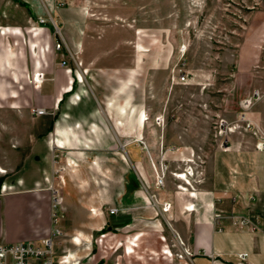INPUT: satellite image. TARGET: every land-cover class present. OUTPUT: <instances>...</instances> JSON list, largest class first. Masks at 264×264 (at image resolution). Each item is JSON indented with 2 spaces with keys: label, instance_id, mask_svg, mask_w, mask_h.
<instances>
[{
  "label": "rangeland",
  "instance_id": "374dc122",
  "mask_svg": "<svg viewBox=\"0 0 264 264\" xmlns=\"http://www.w3.org/2000/svg\"><path fill=\"white\" fill-rule=\"evenodd\" d=\"M37 1L40 8L39 1L48 4L53 0ZM71 3L85 13L80 54L99 59L104 65L134 66L130 71L138 72L134 74L135 103L128 85L131 76L125 71L124 105H135L145 112L147 120L144 126L137 123L132 127V118L126 117L119 142L91 150L92 155L86 153L80 161L63 164L65 155L73 153L71 149L52 150L49 178L39 181L38 187L44 193L39 205L45 223L62 229L53 239L54 258L69 253L74 248L72 236L78 235L81 258L70 251L73 257L69 264H181L178 255L183 244L171 227L175 220L177 228L182 229L186 221L180 209L183 196L177 190L187 194L189 188L192 194L201 195L200 188L207 182L206 163L218 140L243 134L256 140L241 125L238 128L244 133H225L218 127L223 119L235 122L244 110L243 98L254 89L263 95L245 111L251 110L264 124V0H64L65 5ZM28 12L13 0H0V25L24 27L23 36H19L1 33L4 26H0V97L7 98H0V168L4 169L0 176L5 177V184L13 181L38 130L45 128L46 133L50 129L51 96L43 99L41 95L51 87V80L46 78L44 84L35 86L33 76L40 71L33 72L32 61L42 58L39 70L45 78L50 74L47 63L62 65L65 59L67 65L74 62L77 66L81 60L66 51L64 44L54 47L61 41L60 30H70L68 25L61 26L59 17L51 11L46 12L44 16L49 19L41 25L37 16L29 17ZM33 25L44 26L43 33L27 32ZM13 61L15 68L11 69ZM13 70L20 83L12 81ZM181 71L187 75L182 82L178 80ZM5 87L8 92L13 90L12 100L5 95ZM36 106L46 112L34 114L32 108ZM132 158L141 159L138 165L146 188H140L138 197L131 199L129 194L119 202L125 213L133 215L131 223L123 229L103 231L101 216L107 218L108 207H116ZM162 158L167 169L164 184L158 187L155 175ZM175 172H188V184ZM53 196L59 201L56 207L52 206ZM167 201L171 205L163 210ZM89 202L97 206L91 214L84 211V204ZM69 207L75 210L69 211ZM53 209L58 214L56 222ZM82 230L87 232L85 242ZM186 230L189 233L190 227ZM134 238L138 245L129 253L119 241ZM181 239L186 241L183 235ZM164 244L173 255L162 253L168 250L161 249Z\"/></svg>",
  "mask_w": 264,
  "mask_h": 264
},
{
  "label": "crops",
  "instance_id": "0c3cea01",
  "mask_svg": "<svg viewBox=\"0 0 264 264\" xmlns=\"http://www.w3.org/2000/svg\"><path fill=\"white\" fill-rule=\"evenodd\" d=\"M22 1L25 5L17 3L29 11V17H36L38 14L44 16L46 12L51 11L59 17V22H62L61 26L68 25L70 30L67 32L60 30V38L66 51L69 50L76 54L78 58L81 57V60L80 65L77 66L74 62L72 64L68 62L67 66L71 67L70 70H67L64 65H48L47 63V72L50 74L42 82L44 84L46 78L51 80V87L47 88L46 93L40 95L43 99L46 95L51 96L50 104L53 109L48 125L50 129L46 133L45 128L38 130L31 140L29 151L16 171L13 181L6 184L3 191L0 187V242L3 243L15 241L39 243L48 234L50 227L45 223V217L39 205L44 193L38 184L39 181L49 178L48 164L53 149H71L73 153L65 155L64 161L61 162L63 164L68 160L80 161V158L86 157V153L87 156L92 155L91 150L108 148L119 142L126 117L132 118V127L137 126L135 125L137 123H142L144 126L147 120L145 112L142 113L141 109L135 105L129 108L124 105L125 90L122 82L125 71L128 77L131 76V83L128 81V85L131 87V100L135 103L133 98L134 74L138 75V72L136 73V69L130 71V68L134 66L104 65L99 59H87L80 54L84 42L85 13L82 7L76 3L55 6L56 1L53 0L48 4H42L39 1L40 8H38L37 0ZM23 28L16 24H7L1 33L5 30V35L23 36ZM44 28V26L33 25L27 32L42 34ZM262 29L264 30V27ZM68 52L65 54L67 55ZM11 57L10 52L7 57L8 61ZM41 59L38 62L32 61L35 67L33 72L40 71L44 74L42 70H39ZM14 68L15 62L13 61L11 69ZM10 73L12 81L21 82L15 70ZM5 86L7 87L6 83ZM6 87L5 95L12 100L13 97L10 96L13 95V90L8 92ZM262 98L264 100V96ZM50 104L45 105L50 106ZM246 114L258 121V118L252 115L251 110H247ZM240 132L244 133V131ZM221 141L222 139L218 140L206 163L207 182L200 188L201 195L198 197L192 194L189 188L186 189L187 194L177 190V193L183 196L180 209L186 221L181 225L182 229L177 228L175 220L173 224L171 223V227L176 237L179 239L182 235L186 237V241H183L184 245L191 251V255L183 257L184 259L179 257L180 263L264 264V150H258L255 140L244 134L228 136V148L220 145ZM122 156L125 158L124 154ZM130 161L131 168L124 173L122 187L119 189L121 193L117 199V211L113 213L108 211L107 218L105 215H100L103 217L100 224L102 227L107 225L110 228L123 229L133 219V215L125 213V209L119 205V202L121 198L129 197V194H132L131 199L138 197L140 188H146V185L138 165L141 159L132 158ZM93 164L95 170H98L96 163L93 162ZM1 170L4 172V169L0 168ZM99 175L102 177L101 174ZM187 177L189 178V174ZM4 181L5 179L2 183ZM102 191H104L103 188ZM93 203L84 204V211L88 214H91L90 210L97 207ZM110 207L115 206L111 205L108 208ZM71 210L75 208L69 207V211ZM218 211L225 216H215L214 213ZM233 211L258 217L259 228L252 230L249 227L233 225L230 218L226 216ZM187 226L190 227L189 233L186 230ZM82 231V240L85 242L84 234L87 232ZM73 238L72 236L74 248L69 250V253L73 251L76 254L75 258H81L78 254V243L80 244L81 238L78 235ZM137 240L134 238L119 242L124 246L123 249L128 248L129 253H132L138 245ZM163 248H168V250L162 253L172 255L167 245L164 244L161 249ZM242 252H247V254L240 258L239 253ZM31 264L37 263L32 259Z\"/></svg>",
  "mask_w": 264,
  "mask_h": 264
},
{
  "label": "built area",
  "instance_id": "2783aa9c",
  "mask_svg": "<svg viewBox=\"0 0 264 264\" xmlns=\"http://www.w3.org/2000/svg\"><path fill=\"white\" fill-rule=\"evenodd\" d=\"M64 4V0H58L55 2V6ZM49 19L47 16L37 15V23L44 25V23ZM63 41H56L55 48H60ZM66 60L62 59L61 64L65 66L67 70H70L71 67L67 66ZM186 73L181 71L179 74V81H184L186 79ZM263 95V92L259 89H254L252 93L248 94V96L244 97L242 100V107L244 110L240 112L235 120V122H226V120H222L218 123L219 131L223 132H233V131H242V130H249L251 134L256 138L255 146L259 150L264 149V124H260L258 121L250 118L247 114L245 109L250 106L254 100L260 98ZM32 111L34 114H43L46 112L44 107H33ZM238 121V122H237ZM241 123V124H240ZM242 126L243 129L241 130L238 128ZM228 139L226 135L223 140ZM222 140V141H223ZM221 141V142H222ZM220 142V143H221ZM222 144H224L222 142ZM167 169V162L162 158L160 161L159 169L155 175V184L156 186L160 187L164 184L165 179V172ZM48 180V179H47ZM6 187L5 183L1 185V191H3ZM9 187V185L7 186ZM253 197V196H252ZM56 196H53L52 206L56 207L57 203ZM171 203L169 201L164 203L163 210H167L170 207ZM109 211L111 213L116 212V207H110ZM52 219L54 222L58 220L57 210L53 209L52 211ZM215 216L222 217L225 216L221 212H215ZM230 218L231 223L236 226L242 227H249L250 229H257L259 228V219L258 217L252 218L248 214L238 213V212H230L226 215ZM62 233V229L54 224L47 235H45L40 243H35L32 241H15L9 243L0 242V264H31L32 259H34L37 264H62L67 262V254H62L58 259L54 258L53 255V244H54V237ZM186 252L182 251L179 253V257L189 256L191 255V251L186 249ZM247 252L239 253V257L243 258Z\"/></svg>",
  "mask_w": 264,
  "mask_h": 264
},
{
  "label": "bare ground",
  "instance_id": "6f19581e",
  "mask_svg": "<svg viewBox=\"0 0 264 264\" xmlns=\"http://www.w3.org/2000/svg\"><path fill=\"white\" fill-rule=\"evenodd\" d=\"M3 34H5V30H4V32H3ZM17 34H21L20 32H17ZM63 45V44H62ZM35 47V46H34ZM43 79H44V74L42 73V72H38V73H35L34 74V76H33V80L37 83V85H35V86H38V85H40L38 82H42L43 81ZM256 139V138H255ZM256 141V140H255ZM222 142L224 143V144H222ZM221 142V144L220 145H222L224 148H227L228 146H229V143H228V139H226V140H223ZM259 150V149H258ZM264 150V149H263ZM1 171H3V170H1ZM189 172V171H188ZM186 173V172H184V173H177V172H175V176L177 177V178H180V179H184V181L185 182H189V180L188 179H186V177H187V175L189 174V173ZM183 187H181V189H182ZM235 225V224H234ZM242 227H245V226H242ZM180 242H182V244H183V251L184 252H186L185 250L186 249H188L185 245H184V242L180 239ZM189 250V249H188ZM173 255V254H172ZM72 255H70V254H68L67 255V264H69L70 263V260L72 259ZM72 264H74V263H72Z\"/></svg>",
  "mask_w": 264,
  "mask_h": 264
},
{
  "label": "trees",
  "instance_id": "16d2710c",
  "mask_svg": "<svg viewBox=\"0 0 264 264\" xmlns=\"http://www.w3.org/2000/svg\"><path fill=\"white\" fill-rule=\"evenodd\" d=\"M14 1H16V2H18V3H20V4L25 5L24 1H22V0H14ZM3 180H4V177H3V176H0V185H1V183H2ZM107 229H111V228L108 227L107 225H104V226L101 228V230H103V231H105V230H107ZM98 262H99V261H98ZM98 262H97L96 264H98Z\"/></svg>",
  "mask_w": 264,
  "mask_h": 264
}]
</instances>
